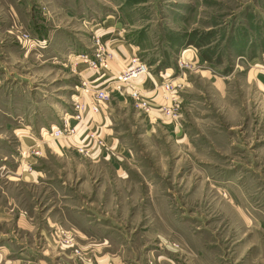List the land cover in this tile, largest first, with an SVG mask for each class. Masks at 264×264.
I'll return each instance as SVG.
<instances>
[{
  "label": "rangeland",
  "instance_id": "1",
  "mask_svg": "<svg viewBox=\"0 0 264 264\" xmlns=\"http://www.w3.org/2000/svg\"><path fill=\"white\" fill-rule=\"evenodd\" d=\"M104 18L151 73L172 69L177 105L148 118L127 97L97 113L121 155L90 158L77 134L49 131L72 112L74 59L90 56ZM58 33L79 38L70 63L38 55ZM257 65L264 0H0V264H264ZM51 93L58 120L41 119Z\"/></svg>",
  "mask_w": 264,
  "mask_h": 264
},
{
  "label": "crops",
  "instance_id": "2",
  "mask_svg": "<svg viewBox=\"0 0 264 264\" xmlns=\"http://www.w3.org/2000/svg\"><path fill=\"white\" fill-rule=\"evenodd\" d=\"M104 20L105 21L103 23L101 22L102 23V25H100L101 28L97 31H99L101 41L106 46V49L112 53V58L109 61L108 68L100 70V71H94L92 69H89L86 64L82 63L79 60V58L74 59V62L78 64V71H77V68L75 71L78 72L79 78H87L92 84H95V85H104V84L106 85V83L108 84V82L118 72L122 71L128 66L130 58L134 55H137L140 49L139 45L136 44L134 41H132L130 38H125L121 30L120 23L113 22V20H110L108 18H104ZM88 28L89 29L87 30L83 28V31L85 32V34L89 33V31L91 30L90 26H88ZM52 37L49 40L51 42V45L47 44L49 46L45 45L44 47L38 46L39 47L38 55L39 56L42 55L43 56L42 58L44 60L49 57V59L54 60V61L67 60L70 63L71 60H69V58L71 55L76 54L75 53L76 51H74L75 42L76 44H78L77 39L79 40V38H73V37L67 38V36H65L62 33L54 34ZM62 39L65 40L64 46L61 44ZM83 43H84L85 48H83V46L81 47L80 44L78 45V47L82 49H86V52H88L90 50L89 47L91 46V39L89 35H88V39H86V37H83ZM72 47L74 49H72ZM45 48H48V49H45ZM197 60H198V56H197ZM259 67L257 65L253 68L254 70L253 74L255 75L256 79L258 78L257 81H260L261 83V81H264V72H261L260 71L261 68ZM171 71L172 69L169 67V68H165L164 72L161 71L158 74L150 73V74L142 75L139 78L135 79L132 83L126 84L123 90L121 91H116L109 87L110 88L109 89L110 100L107 103V109L111 111L112 105L115 106V105L126 103V101L128 100L127 93L130 87L135 86V87H138L142 92H144V94L147 96L151 104V107H152L151 111L149 114H146V116L148 118H150L151 116L161 117L162 113L160 112V106L168 103V100L162 97L161 86L164 81H167L168 79L167 74L171 73ZM7 73L9 72L7 71ZM257 73H259L260 75H258ZM5 75H6L5 72L1 74L2 80L6 79ZM73 86L74 84L65 85V87H69L72 90H73ZM52 91L55 93L57 92L56 89H52ZM9 96H10L9 100L11 102L12 94L8 93V97ZM74 96H75V92H71L70 95H68V98L66 100V101H69V100L71 101L67 103H71ZM35 97H41V95L39 93H36ZM42 97H45L51 100V103H49L51 105V107L49 108V111L51 115L53 114V116L47 117V118L46 117L44 118L42 116L41 119L58 120V117L60 119V115H61L60 105L63 104V102L61 103L60 96L57 94L51 93L50 96L42 95ZM36 113L38 114V112ZM43 114H44V110H41L40 115H43ZM84 117H85L84 121L80 125L78 133H77V137H76L77 141L80 143V140L87 132H96V135L100 137L105 143V147L96 148L97 150L95 149V151H93V153L89 155L91 156L90 158L101 157L104 154V151L107 154H116V153L120 154L121 152L117 149V145L115 143L108 145L106 142V138H105V134L103 130L105 131L107 130L106 127L109 123L107 119L108 116H104L102 114H97V113H92L90 111H87Z\"/></svg>",
  "mask_w": 264,
  "mask_h": 264
},
{
  "label": "built area",
  "instance_id": "3",
  "mask_svg": "<svg viewBox=\"0 0 264 264\" xmlns=\"http://www.w3.org/2000/svg\"><path fill=\"white\" fill-rule=\"evenodd\" d=\"M93 40L95 48L91 51L90 56L84 53L78 55V57L89 69L94 71L107 69L112 53L102 45L99 34H95ZM178 63L182 65L183 61L179 59ZM150 73L151 69L148 64L139 56L134 55L130 58L128 66L118 72L106 85H95L87 78H80L78 85H76V94L71 103L72 112L65 113L61 125L52 126L49 135L53 139L76 135L87 111L92 113L105 112L107 103L110 100V88L121 91L126 84H130L140 76ZM177 87L170 81L162 83V97L167 99L168 103L160 106V112L167 117L174 114L175 108L173 106L177 105L174 93H176ZM127 94L136 109L144 114L150 113L152 107L149 99L138 87L131 86ZM103 147H105V143L96 135V132H88L80 140L77 150L84 155H90L95 148ZM33 153L36 155L40 151L35 148Z\"/></svg>",
  "mask_w": 264,
  "mask_h": 264
},
{
  "label": "trees",
  "instance_id": "4",
  "mask_svg": "<svg viewBox=\"0 0 264 264\" xmlns=\"http://www.w3.org/2000/svg\"><path fill=\"white\" fill-rule=\"evenodd\" d=\"M200 40H202V38H201ZM188 44H195V45H196V43H194L193 40H188V41H187V45H188ZM200 44H201V43L199 42V44H197V45L200 46Z\"/></svg>",
  "mask_w": 264,
  "mask_h": 264
}]
</instances>
